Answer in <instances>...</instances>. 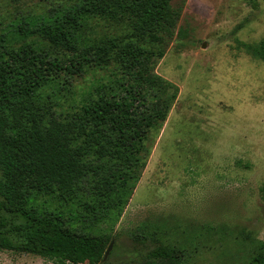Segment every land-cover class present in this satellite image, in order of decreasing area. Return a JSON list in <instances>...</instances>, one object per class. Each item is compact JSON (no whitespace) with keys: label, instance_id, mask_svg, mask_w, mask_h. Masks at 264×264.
<instances>
[{"label":"trees","instance_id":"16d2710c","mask_svg":"<svg viewBox=\"0 0 264 264\" xmlns=\"http://www.w3.org/2000/svg\"><path fill=\"white\" fill-rule=\"evenodd\" d=\"M44 1L59 4L0 38V250L54 264H177L188 245L148 222L131 232L134 250L121 261L102 258L178 94L154 69L181 8ZM98 22L112 31L98 33ZM252 53L264 61V40ZM257 250L252 262L264 264Z\"/></svg>","mask_w":264,"mask_h":264},{"label":"rangeland","instance_id":"374dc122","mask_svg":"<svg viewBox=\"0 0 264 264\" xmlns=\"http://www.w3.org/2000/svg\"><path fill=\"white\" fill-rule=\"evenodd\" d=\"M173 3L180 17L154 72L178 94L150 135L145 168L114 226L107 259L118 263L131 253L129 235L148 222L188 245L177 264H253L257 249L264 250V61L252 53L264 40V0ZM57 4L0 0V38L7 40L19 18ZM98 23V33L112 31ZM90 78L75 79V90ZM199 230L202 237L194 238ZM0 264L54 263L0 250Z\"/></svg>","mask_w":264,"mask_h":264},{"label":"water","instance_id":"95a60500","mask_svg":"<svg viewBox=\"0 0 264 264\" xmlns=\"http://www.w3.org/2000/svg\"><path fill=\"white\" fill-rule=\"evenodd\" d=\"M111 247H112V241L108 244V247L105 250V253H104L103 258H102L103 262L106 261V259L108 258V255L110 253Z\"/></svg>","mask_w":264,"mask_h":264}]
</instances>
